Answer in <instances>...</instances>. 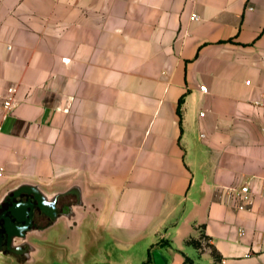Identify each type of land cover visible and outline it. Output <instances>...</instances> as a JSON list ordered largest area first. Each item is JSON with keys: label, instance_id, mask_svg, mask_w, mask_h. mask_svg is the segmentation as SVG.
<instances>
[{"label": "crops", "instance_id": "crops-1", "mask_svg": "<svg viewBox=\"0 0 264 264\" xmlns=\"http://www.w3.org/2000/svg\"><path fill=\"white\" fill-rule=\"evenodd\" d=\"M263 97L264 0H0V202L66 192L4 264H264Z\"/></svg>", "mask_w": 264, "mask_h": 264}, {"label": "water", "instance_id": "water-1", "mask_svg": "<svg viewBox=\"0 0 264 264\" xmlns=\"http://www.w3.org/2000/svg\"><path fill=\"white\" fill-rule=\"evenodd\" d=\"M66 192L46 193L38 184L24 183L9 190L0 202V264L7 259L6 250L19 252L29 245V235L36 229L34 223L39 216L59 218V202ZM78 204L82 203L80 193ZM38 230V229H37Z\"/></svg>", "mask_w": 264, "mask_h": 264}, {"label": "built area", "instance_id": "built-area-1", "mask_svg": "<svg viewBox=\"0 0 264 264\" xmlns=\"http://www.w3.org/2000/svg\"><path fill=\"white\" fill-rule=\"evenodd\" d=\"M193 18L198 19L197 14H193ZM64 61L68 62V58H64ZM247 83H250L248 80ZM202 91L207 92L206 86H201ZM18 88L16 85H10L6 89V93L3 97V118L7 119L16 109L18 105L17 100ZM255 104L260 107H264V97L260 100H256ZM204 115V112H201ZM5 176L4 169L0 166V178ZM232 200L239 210H248L252 208L255 201V194L249 184H242L238 187L231 188ZM264 198V192L262 194Z\"/></svg>", "mask_w": 264, "mask_h": 264}, {"label": "flooded vegetation", "instance_id": "flooded-vegetation-1", "mask_svg": "<svg viewBox=\"0 0 264 264\" xmlns=\"http://www.w3.org/2000/svg\"><path fill=\"white\" fill-rule=\"evenodd\" d=\"M34 228H39L41 225H38L36 223H34ZM29 241V245L30 247L33 249V245H32V242L28 239ZM19 252L17 253H11L12 255H14L15 257H17L18 259H22V260H28V258L30 257V253L32 250H28L26 249V246H22V248H19ZM6 253H10L8 250H6Z\"/></svg>", "mask_w": 264, "mask_h": 264}, {"label": "trees", "instance_id": "trees-1", "mask_svg": "<svg viewBox=\"0 0 264 264\" xmlns=\"http://www.w3.org/2000/svg\"><path fill=\"white\" fill-rule=\"evenodd\" d=\"M183 102V97L180 99V105L181 103ZM179 113L181 114L182 111H181V107H179L178 109ZM203 237H205L206 239H208L205 235H203ZM189 243L195 245L196 247H200V242L199 240L195 239V238H191L189 239L188 241ZM212 253H213V256L215 258L216 261H219L221 260V255L219 254V252L215 249V247H212ZM186 262H191L192 263V260H190L189 258H186Z\"/></svg>", "mask_w": 264, "mask_h": 264}, {"label": "rangeland", "instance_id": "rangeland-1", "mask_svg": "<svg viewBox=\"0 0 264 264\" xmlns=\"http://www.w3.org/2000/svg\"><path fill=\"white\" fill-rule=\"evenodd\" d=\"M38 264H47V263H45V262H42V263H38Z\"/></svg>", "mask_w": 264, "mask_h": 264}]
</instances>
